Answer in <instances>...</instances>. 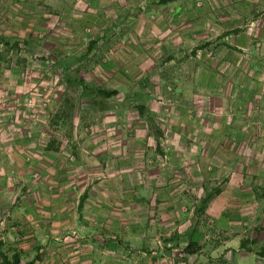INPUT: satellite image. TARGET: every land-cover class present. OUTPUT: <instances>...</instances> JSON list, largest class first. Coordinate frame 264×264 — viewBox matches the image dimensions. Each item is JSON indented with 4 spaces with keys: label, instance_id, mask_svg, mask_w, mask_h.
<instances>
[{
    "label": "rangeland",
    "instance_id": "374dc122",
    "mask_svg": "<svg viewBox=\"0 0 264 264\" xmlns=\"http://www.w3.org/2000/svg\"><path fill=\"white\" fill-rule=\"evenodd\" d=\"M249 2L255 5L246 7L238 0H176L164 8L159 0H0V130L22 131L25 145L65 147L70 161H92L94 148L123 145L127 133L136 139L134 146L145 147L148 142L153 146L154 136L164 142L162 134L171 131L173 104L188 101L186 96L192 93L185 88L178 96L167 84L203 81V69L214 68L210 63H251L253 71L240 70L235 77L229 73L231 82L222 72L214 75L221 89L210 92L222 103L211 119L220 123L218 115L226 118L231 113L225 105L237 86L259 95V101L255 97L247 113L241 107L236 118L246 133L237 139L246 148L238 161L244 167V183L237 187L239 201L232 195L234 188L228 187L227 206L229 210L243 206L246 220L241 237L260 253L264 243V25L251 22L264 15V0ZM212 17L220 18L222 25H210ZM241 31L247 35L242 34L240 48L221 40L230 35L228 41L236 43L233 35ZM204 51L213 58L204 56ZM98 88L116 94L105 98L95 93ZM232 136L228 133L222 141L236 145ZM149 157L157 162L155 155ZM215 157L233 164L207 179L212 196L226 190L236 162L232 154ZM194 190L200 194V186ZM198 200L192 194L189 207L196 209L202 240L214 246L223 241L233 245L236 234L220 230V220L203 215L204 202ZM162 246L171 248L173 243ZM186 247L175 251L177 257L184 256Z\"/></svg>",
    "mask_w": 264,
    "mask_h": 264
},
{
    "label": "crops",
    "instance_id": "0c3cea01",
    "mask_svg": "<svg viewBox=\"0 0 264 264\" xmlns=\"http://www.w3.org/2000/svg\"><path fill=\"white\" fill-rule=\"evenodd\" d=\"M249 1L238 3L255 5ZM173 2L163 3L164 8ZM256 22L264 25V15L251 24ZM208 23L222 25L220 18L212 17ZM242 34L246 31L233 35L238 38L236 43L228 41L230 35L221 40L240 48ZM210 55L204 51L212 59ZM210 64L214 68L203 69V81L166 85L176 95L185 88L192 93L186 96L188 101L173 104L171 131L162 134L164 142L154 136L153 146L150 142L145 147L134 146L136 139L127 133L123 145L94 148L92 161H70L65 147L25 145L22 131L0 130V252L20 251L21 263L37 255L33 264H264V243L256 253L241 237L246 220L243 206L235 210L227 206L228 187L234 188L232 195L239 201L237 187L244 183V167L238 161L246 148L237 139L246 133L236 118L241 107L247 113L259 95L237 86L225 105L231 113L226 118L218 115L220 123L211 119L222 103L210 92L221 89L214 75L222 72L231 82L229 73L235 77L240 70L253 71L254 66L238 60ZM192 72L196 74L195 67ZM228 133L234 134L231 138L236 137V145L223 142ZM196 139H200L198 145ZM148 154L155 155L157 162ZM219 154L235 155L236 162L226 190L212 196L207 179L233 164L216 158ZM198 180L203 181L197 185ZM198 186L199 195L194 190ZM192 194L204 202L203 215L220 220V230L236 234L233 245L223 241L214 246L202 240L196 229V209L189 207ZM166 242L173 246H162ZM184 245V256L177 257L180 254L175 251Z\"/></svg>",
    "mask_w": 264,
    "mask_h": 264
},
{
    "label": "trees",
    "instance_id": "16d2710c",
    "mask_svg": "<svg viewBox=\"0 0 264 264\" xmlns=\"http://www.w3.org/2000/svg\"><path fill=\"white\" fill-rule=\"evenodd\" d=\"M172 0H159L160 3L169 2ZM236 29L232 30L235 31ZM95 93L101 95L102 97L108 98L116 94V91H106L104 89L98 88L95 90ZM9 252V254H8ZM37 259V255H35L31 260L27 262H22V255L20 251L14 249H7L6 253L0 252V264H33Z\"/></svg>",
    "mask_w": 264,
    "mask_h": 264
}]
</instances>
